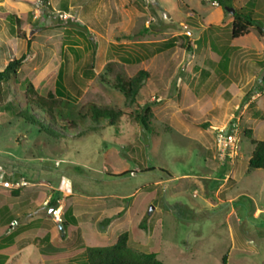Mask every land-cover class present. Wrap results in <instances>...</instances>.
<instances>
[{"label": "rangeland", "instance_id": "374dc122", "mask_svg": "<svg viewBox=\"0 0 264 264\" xmlns=\"http://www.w3.org/2000/svg\"><path fill=\"white\" fill-rule=\"evenodd\" d=\"M33 1L35 19L0 32V71L26 55L0 103V242L17 225L39 226L0 251L4 264H81L75 257L85 247L111 246L122 233L129 248L163 264H223L224 256L226 264H264V171L245 173L252 141L264 135V34L251 28L230 40L232 15L223 9L264 0ZM258 11L264 26V6ZM172 38L174 47L162 45ZM60 63L73 100H57L56 121L77 120L94 103L122 114L116 126L73 138L87 127L79 126L54 141L6 114V102H25L19 85L41 88ZM138 70L149 78L130 103L115 77ZM144 106L148 130L133 120ZM232 118L238 156L223 161L213 132ZM67 212L76 220L69 234Z\"/></svg>", "mask_w": 264, "mask_h": 264}, {"label": "trees", "instance_id": "16d2710c", "mask_svg": "<svg viewBox=\"0 0 264 264\" xmlns=\"http://www.w3.org/2000/svg\"><path fill=\"white\" fill-rule=\"evenodd\" d=\"M217 3L219 6L223 5L221 0ZM62 8L67 11L65 2H63ZM223 9L225 10V8ZM254 15L256 14L252 6H244L240 9H235L230 26V40L246 36L251 28H255L257 34L263 36L264 26L255 19ZM6 17L11 21H15L17 24L21 22L20 18L11 15H6ZM64 33L66 34V38H68L70 31L65 30ZM78 35L83 36L82 33L79 32ZM181 38L188 39L186 36H181ZM69 43L68 40L64 39L62 46L64 45V47L67 48ZM174 43L175 38H172L162 45L171 48L174 47ZM187 43L190 48V43ZM68 49L75 54V49L73 47H69ZM156 51L158 50L155 49L153 52ZM25 57L26 55H23L18 59L10 60L5 68L0 71V103L3 99L5 100L8 97L7 94L11 92L10 89L6 88V84H9L11 80L17 81L18 71ZM122 60L124 62H130L129 59L122 58ZM139 61L140 60L136 59L135 62L139 63ZM107 66L110 68V64ZM83 74L89 76L91 73L90 71L84 70ZM148 78L149 72L144 70L135 71L132 77L118 74L115 77L114 88L124 96L125 100L133 103ZM19 88L23 90L25 102L23 104H20L19 101L16 103L13 100L6 102L3 106L6 114L21 119V121L27 125L35 126L47 138L54 141H60L62 136L76 130L79 126L87 125L85 130L79 131L73 138H81L91 131H100L107 127L116 126L122 116L119 111L102 109L94 103H88L85 107V112L79 114L77 120L67 124L58 123L56 121V111L61 113V110L57 108V100L62 99L67 102L73 100L64 85V67L62 63H60L56 75L51 77L41 88L30 84L27 86L19 85ZM35 110L39 112V116L34 114ZM151 115V108L149 106H144L139 113L133 117V120L139 122L148 130ZM50 123H53L54 126L50 125ZM203 126L209 125L205 124ZM250 133V131H245L244 136H249ZM252 143L254 148L247 162L246 174H250L257 170L264 171V138L260 141H252ZM64 218L65 221L68 222L66 224L68 227L64 229V231L65 234H69L70 231L72 232L76 220L72 217L70 212H67ZM64 225L65 224H63V228L65 227ZM16 235L17 233H10L8 238L5 239L6 241L0 242V251L3 252V250L6 249V243L13 245V240ZM44 244H46V246L51 244L49 241V234L45 236ZM75 258H78L81 264H163L153 253H141L129 248L127 233L120 234L116 242L111 246L85 247ZM5 261L6 255L1 256L0 253V264H4ZM222 261L223 264H226V256L223 257Z\"/></svg>", "mask_w": 264, "mask_h": 264}, {"label": "crops", "instance_id": "0c3cea01", "mask_svg": "<svg viewBox=\"0 0 264 264\" xmlns=\"http://www.w3.org/2000/svg\"><path fill=\"white\" fill-rule=\"evenodd\" d=\"M34 1L33 0H0V32L4 31L3 29H5V27L7 28L8 32L10 34H15L19 29H18V24L15 22V21H11L9 18L6 17V15H11V16H14L16 18H20V21H27L29 18V15H32L31 13H33V18L32 19H35L36 17V14H37V8H35L36 6H34ZM63 5V4H62ZM260 3H256L255 5H253V8L254 9V12H256V14L258 15L259 12L258 10L261 9V7L259 6ZM260 7V8H259ZM250 33V32H249ZM249 33L246 35L248 36ZM244 36V37H246ZM242 38V37H241ZM238 39V38H237ZM246 46V45H245ZM261 45H258V42H256V45L254 46L255 48H257L258 50H261L262 47H260ZM234 48V47H233ZM240 49H245L244 45L238 47ZM264 138V135L263 137L261 138V140ZM28 202V201H27ZM5 208H2V210H5ZM5 214H6V211H5ZM16 215H19L16 211L15 213ZM9 215V214H8ZM15 215H10L8 218H6V220L4 221L5 223V226L4 228L6 230L9 229V226L12 224V223H15L14 220H13V217ZM39 220L37 221H31L30 223L26 224V225H23V226H16V228H14L10 233H17V235L15 236L14 240H13V244H14V241L16 242V239L29 233V232H32L33 230H36V228L39 226L38 224ZM8 223V224H6ZM2 228V229H4ZM4 230V231H6ZM29 231V232H28ZM52 230H50V234H53L51 233ZM6 234V233H5ZM10 234H7V236L5 238H3L1 240V242L3 241H6L5 239L8 238ZM51 237H49V241L51 242ZM44 241H45V238L43 237V239L40 241V243L44 244ZM7 247L6 249H8L11 245L6 243L5 244ZM5 249V250H6ZM7 260V258H6Z\"/></svg>", "mask_w": 264, "mask_h": 264}, {"label": "built area", "instance_id": "2783aa9c", "mask_svg": "<svg viewBox=\"0 0 264 264\" xmlns=\"http://www.w3.org/2000/svg\"><path fill=\"white\" fill-rule=\"evenodd\" d=\"M217 146V155L223 161H233L238 156L240 135L239 127L234 119L222 128H216L213 132Z\"/></svg>", "mask_w": 264, "mask_h": 264}, {"label": "water", "instance_id": "95a60500", "mask_svg": "<svg viewBox=\"0 0 264 264\" xmlns=\"http://www.w3.org/2000/svg\"><path fill=\"white\" fill-rule=\"evenodd\" d=\"M226 11H228L231 15H233L235 13V9L233 8H225ZM153 207H150L149 211H148V214L150 215L151 212L153 211ZM51 212V211H50ZM60 229H62L61 226H59Z\"/></svg>", "mask_w": 264, "mask_h": 264}]
</instances>
